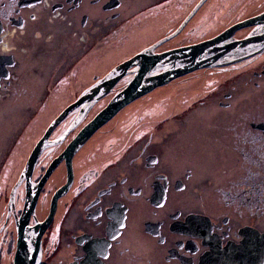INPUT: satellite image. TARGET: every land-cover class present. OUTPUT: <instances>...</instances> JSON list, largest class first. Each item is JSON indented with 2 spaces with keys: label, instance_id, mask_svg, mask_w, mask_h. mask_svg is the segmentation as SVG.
<instances>
[{
  "label": "flooded vegetation",
  "instance_id": "1",
  "mask_svg": "<svg viewBox=\"0 0 264 264\" xmlns=\"http://www.w3.org/2000/svg\"><path fill=\"white\" fill-rule=\"evenodd\" d=\"M214 1L0 0V263L264 264V0Z\"/></svg>",
  "mask_w": 264,
  "mask_h": 264
},
{
  "label": "water",
  "instance_id": "2",
  "mask_svg": "<svg viewBox=\"0 0 264 264\" xmlns=\"http://www.w3.org/2000/svg\"><path fill=\"white\" fill-rule=\"evenodd\" d=\"M219 40H220V37H214V38L205 40V41L197 44L195 47L190 46L189 47L190 50L189 51L187 50V53H189L190 56H194V54L195 55L200 54L203 57L202 59H200L198 61V63H200V64L211 63L214 61L215 58H217L219 56V54L221 52L219 50L216 51V46L218 45ZM191 62H192V60H191ZM184 70H188V69L183 68L181 70H165L156 76H151V77H149V79L152 81H155V82L153 84L149 85L147 88H150L156 84L162 83L167 78L175 76L176 74L177 75L182 74L184 72ZM144 71H145V69H141L140 73L137 75V77L138 78L142 77ZM136 86L137 85L132 84L131 87L127 88L122 94H120V98H118V99L116 98L112 104H109L105 109H103L93 119V121L90 122V124H88L86 127H84V129L80 132L79 136L81 137L82 135L86 134L87 132L92 131V129H94V127H96L98 124L103 122L108 116H110V114L115 109H117L119 106H121L122 104L127 102L129 99L134 97L135 93H134V90H132V88H134ZM50 214H51V211H50L49 216L46 218L45 221H47L49 219ZM17 230H18V237H17V241H16L17 248H16V251L14 254V264H23V263H20V259L22 256V252L20 250V248H21L20 244L22 243V237H21L22 231H20L18 227H17Z\"/></svg>",
  "mask_w": 264,
  "mask_h": 264
},
{
  "label": "rangeland",
  "instance_id": "3",
  "mask_svg": "<svg viewBox=\"0 0 264 264\" xmlns=\"http://www.w3.org/2000/svg\"><path fill=\"white\" fill-rule=\"evenodd\" d=\"M216 2V0L214 1V3ZM38 41H42V39L40 38ZM43 45H45V43H42ZM128 48V47H127ZM31 55H33V56H31L29 59L30 60H32V58L33 57H35L33 60H35L36 62H39L40 61V56H36L35 54H31ZM163 110H166V109H163ZM162 114L160 113V114H156L154 117L155 118H158V117H160ZM149 118V117H148ZM147 118V119H148ZM146 119V118H145ZM19 120H21L20 118H16L13 122L12 121H10L8 118L6 119V115H2L1 117H0V147H4V144H5V142H6V140H7V138L8 137H10V135L13 133V131H14V125H13V123L14 122H18ZM3 123H5L4 124V126H3ZM101 137V136H100ZM96 138H98V137H96ZM99 139V138H98ZM86 150V149H85ZM85 150H84V152H85ZM88 152V151H87ZM86 152V153H87ZM90 153V152H89ZM81 156H83V157H86L87 156V154L85 155H81ZM1 188V187H0ZM0 204L2 205V201L0 202ZM51 211V210H50ZM50 213V212H49ZM1 216H2V214H0ZM49 216V215H48ZM1 220H2V217H1ZM3 233H4V231L2 232V233H0V238L3 236ZM3 246V250H4V247H5V245L3 244L2 245ZM8 261H10L9 260V256H7V255H5L4 254V252L2 251V255H1V263L0 264H7L8 263Z\"/></svg>",
  "mask_w": 264,
  "mask_h": 264
},
{
  "label": "bare ground",
  "instance_id": "4",
  "mask_svg": "<svg viewBox=\"0 0 264 264\" xmlns=\"http://www.w3.org/2000/svg\"><path fill=\"white\" fill-rule=\"evenodd\" d=\"M149 83V82H148Z\"/></svg>",
  "mask_w": 264,
  "mask_h": 264
}]
</instances>
